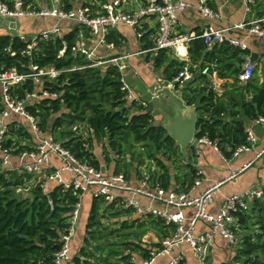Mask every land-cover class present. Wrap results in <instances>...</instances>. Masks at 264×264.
<instances>
[{
  "label": "trees",
  "instance_id": "trees-1",
  "mask_svg": "<svg viewBox=\"0 0 264 264\" xmlns=\"http://www.w3.org/2000/svg\"><path fill=\"white\" fill-rule=\"evenodd\" d=\"M65 1L67 9H71L73 4L70 0ZM80 30L81 28L75 26L62 40L41 42L32 56L24 54L28 43L18 37L0 36V72L16 69L19 74H27L31 65L41 69L55 67L62 70L63 73L57 80L44 84L47 91L58 94L59 98H46L27 107L30 114L40 120L42 131H48L53 118V130L81 124L93 131L95 139L77 141L73 138L65 146L97 168L101 164L92 153L94 140L107 139L108 147L118 158L124 157L127 151H132L136 146H141L148 157L141 156L140 166L147 161L155 164L158 171L153 173V177L158 176L162 186L170 190L173 176L168 164L179 163L183 153L165 128L155 124L149 107H141L138 113L128 116L137 105H128L123 100L122 73L118 67H91L92 62L85 55L74 52L79 45ZM86 37L89 39L87 34ZM122 41L123 37L116 33L107 37V42L117 48L121 47ZM143 41H146L144 50L153 46L147 37ZM188 53L190 61L182 62L172 58L170 51L163 50L154 58V68L162 71L166 81L174 82L184 68L189 66L194 78L184 87L183 100L187 106L196 107L198 112L196 139L209 138L217 144L226 159H231L234 150L247 143V125L244 120L253 122L264 118V83L253 78L246 86L240 87L241 70L238 65L245 61L241 56L249 55V51L240 52L227 44L208 48L204 40L196 39L189 44ZM213 65L216 68H212ZM206 67L210 68V75L217 73L220 79L233 81V84H228L232 88L231 95L219 96L211 88L208 76L201 74ZM176 87L180 88V84L176 83ZM35 90L33 82L28 80L13 88L12 96L24 100L28 92L33 93ZM62 135L64 139L75 136L72 131H63ZM12 137L32 139L28 130L18 123L12 125ZM15 144L12 141V149L18 148L13 152L15 155L31 149L27 146L20 147L17 141ZM107 154L106 162L109 163L111 156L108 152ZM134 160L135 157L129 163L126 158L123 163L130 166ZM118 165L117 159V167ZM194 174L193 172V179L187 187L186 183H182L183 191L187 192L191 188L196 177ZM175 181L180 182L178 176ZM29 182V175L0 168V264H55V256L63 247L61 234L68 228L70 213L80 202L79 193L64 190L62 186L47 192L41 184H33L27 195L18 193L20 189H28ZM50 202L54 209H51ZM132 215L129 209L114 205L105 207L102 199L94 198L84 245L70 264H135L131 261L133 253L146 261L150 259L154 249L161 248L162 240L176 231L174 225L167 226L159 219L130 221ZM108 216L128 217L119 223V230L108 235L113 237L117 234L116 237L121 243H111L102 231V220ZM251 217L258 221L259 231L255 236L242 239L244 248L240 250V255L247 259L243 263L237 260L233 264H264V196L252 203L248 214L240 216L241 226H245ZM151 227L159 235V243L143 242V237ZM126 252L129 254L125 255Z\"/></svg>",
  "mask_w": 264,
  "mask_h": 264
},
{
  "label": "built area",
  "instance_id": "built-area-1",
  "mask_svg": "<svg viewBox=\"0 0 264 264\" xmlns=\"http://www.w3.org/2000/svg\"><path fill=\"white\" fill-rule=\"evenodd\" d=\"M70 2L73 4L71 0ZM211 2L212 0H179L178 3L170 0H111L103 3L101 0H89L79 6L73 4L71 9H67L65 0H0V32L4 36L18 37L28 43L24 54L32 56L41 42L62 40L77 26L81 28L80 41L74 52L85 55L92 62L91 67L95 68L109 63L103 57H98L97 53L102 48H113V45L107 42V37L121 25L132 29L138 40L144 44L146 41L143 40L146 37L148 42L153 44L150 49L144 50L143 54L156 57L161 51L168 50L173 52L172 56L179 61H185L181 49H187L196 39L204 40L208 48L227 44L242 51L249 50V38L257 37L264 40V18L246 20L237 26L214 28L211 24L221 20L222 16L212 7ZM243 3L246 18L252 17L257 0H243ZM193 9L208 25L199 32L186 33L182 27L180 14ZM28 18H52L57 23L32 37H27L20 32V22ZM118 60L115 66L122 73L123 100L128 105L135 103L148 108L147 104L136 97L125 77L126 67L121 63L124 58ZM256 67L255 61L251 58L242 65L239 77L242 86L253 80ZM212 68L216 66L213 65ZM209 69L206 67L201 74L209 76ZM29 70L27 74H19L16 69L0 72V160L3 170H13L29 176H43L44 180L40 184L47 192L54 187L62 186L64 190L79 193L80 202L70 213L68 228L61 234L63 247L55 256V264H70L73 260L72 244L82 218L83 200L88 194L92 199H102L105 207L114 205L117 208L129 209L140 220L154 218L162 220L167 226L176 227L173 235L162 240L161 248L154 249L150 259L144 261V264H157L159 259L172 256L186 246L193 251L200 264H206L217 236L231 245L238 246L240 242L238 232L242 227L240 216L248 214L252 203L263 198L264 188L246 190L229 196L218 213L212 214L210 206L214 203L216 192L222 183H216L202 193L194 194L197 187L202 184L201 172L195 173L194 186L186 192L178 187L166 190L159 177H153V173H157L158 170L152 162L150 171L146 170L141 177H138L137 184L132 183L126 172L97 168L88 160L79 158L71 148L65 146V143L72 142L73 138L77 141L95 139L93 131L79 124L70 128L69 131L75 134L72 138L60 140L54 138V135L45 136L40 120L33 117L27 109L28 106L43 99L59 98L58 94L47 91L44 84L47 81L57 80L63 71L55 67L41 69L33 65ZM193 78L189 66H186L174 83H179L180 86L186 85ZM28 80L33 82L36 90L33 93L28 92L24 100L14 98L13 88L23 85ZM19 122L27 124L28 128L25 129L30 133L34 147L15 155L13 152L18 148L12 149V141L14 145L17 141L12 137V125ZM253 123L264 127V118L261 117ZM246 134L247 143L233 152L235 159L252 152L259 142L257 134L251 128L247 127ZM104 143V148L111 152L107 139ZM193 145H208L219 150L217 144L209 138L196 139ZM197 153L199 154L198 151ZM263 154L264 151L259 153L258 157ZM54 157L59 159L60 167L54 166ZM183 163L186 164L187 160ZM250 165L245 164L238 173L246 171ZM29 189L30 186L27 190ZM18 193H23V190H18ZM143 200L148 201V206L143 205ZM50 206L54 209L52 202ZM201 224L211 228L199 233ZM183 261L184 257L180 254L169 264H181Z\"/></svg>",
  "mask_w": 264,
  "mask_h": 264
},
{
  "label": "crops",
  "instance_id": "crops-1",
  "mask_svg": "<svg viewBox=\"0 0 264 264\" xmlns=\"http://www.w3.org/2000/svg\"><path fill=\"white\" fill-rule=\"evenodd\" d=\"M87 1L89 0H75L74 2H72L74 5L79 6L81 4L86 3ZM110 1L111 0H105V2H102L106 3ZM170 1L173 3L179 2V0ZM211 5L222 16L221 20L215 21L211 24L214 28H227L243 24L246 20L264 18V0H257V5L254 7L253 10L254 15L252 17L247 18L245 15L243 0H212ZM180 20L182 22L183 30L186 33L199 32L202 29L206 28L208 25V23L198 14L195 9L182 12L180 14ZM56 23L57 21L52 18H28L20 22V32L22 34H25L27 37H32L33 35L38 34L41 31L54 26ZM113 33L119 34L123 37L121 47L117 48L113 45V48L111 49L115 48V50L118 51L119 58H124V60L121 62L126 67L124 74L136 97L141 99L143 96L151 94L153 96L152 102L154 104V110L152 111V113L156 109L159 113H164L165 110L163 108H161L160 106H155V101L161 100L160 97L163 98V103H165L164 105H166L168 108H173V117L177 114V110L185 108L187 105L184 103L182 95L183 93L178 90L174 82H169L165 80L162 71H157L154 68L152 58L155 57L150 54H143L145 44L142 41L138 40L134 31L128 28L127 26L121 25L117 30L113 31ZM0 36L4 35L0 32ZM248 45L249 55L241 57L245 61H247L248 58H251L253 61H255L257 65L255 71L256 75L258 67L264 65V40L259 39L257 37H251L248 40ZM188 48L181 49L182 55L185 58V61L182 62L190 61ZM108 50L110 49L102 48L100 52H105ZM239 51L246 52L242 50ZM171 54L174 55L173 52H171ZM252 56H254V59L252 58ZM171 57L175 59V56ZM245 61L241 65H238L240 70H242V65L245 63ZM208 78L212 84L211 88H213V90L219 96H224L225 94H232V88L228 86V84H233L232 80L228 81L220 79L217 73H213L212 75L209 74ZM259 80L260 83H264V78H261ZM172 83L174 86H169V84ZM186 85L184 87H186ZM171 87L174 90H171ZM240 87L243 86L240 84ZM173 99H175L176 101L174 104ZM141 107L144 106L137 105L132 109L134 111L137 108L136 110H138L139 112ZM144 108L147 109L146 107ZM157 111H155V113H158ZM138 112H135L134 114ZM173 117H171L170 119H172ZM244 121L246 122L247 127L251 128L259 138V142L252 152L243 154L236 159L233 158V156L231 159H226L222 155L221 151L216 150L214 147L208 145H192L189 151L190 153H186L185 156L183 155V157L181 158L183 159L182 162H184V160H187L185 168L180 171L178 166L171 163L172 166H174L170 168L171 175L173 176L172 188L178 187L182 190V183H186L187 187L190 184V180L193 179V172L202 173L200 177L202 184L201 186L197 187L194 194L202 193L203 191H205L210 186L216 183H222V185L216 192L214 203L210 206V212L212 214L218 213L220 207L222 206L227 197L232 196L236 193L244 192L246 190H256L264 188V154L261 157H258V154L263 153L264 151V127L256 126L253 122H250L246 119ZM197 151L199 152V154L197 153ZM92 152L95 158L100 162L102 168H105L107 171H116V157L113 159L111 157V162L107 163L106 157L101 152H98L97 148H95V150L93 148ZM108 153L111 154L113 152L108 151ZM130 161L131 160H128V162ZM247 163L251 164L250 167L246 171L238 173V171ZM53 164L55 167H60V161L57 157L53 158ZM153 165L154 167H156L155 164ZM129 167L131 169V174H127L130 177L132 183L137 184L138 177H141L142 174L146 172V169L142 167L139 168L137 165L135 167ZM176 176L179 177L180 182L175 181ZM195 181L196 177H194L191 188L194 186ZM87 198H89L91 202L88 206L86 221H83L86 206L85 200ZM92 202L93 199L89 196V194L88 196L86 195L84 197V208L82 218L80 220V224L78 225L77 234L72 244L73 257L77 256V253H74L76 242H80L82 238L83 240H85L86 224L91 212ZM142 203L144 206H148V201L143 200ZM187 214L189 215L188 212ZM131 217L133 219H138L134 215H132ZM210 228L211 226L201 224L199 228V233L205 232ZM154 243H159V240L158 242ZM235 251L236 246L229 244L228 242L224 241L219 236H217L215 239V245L212 248L211 255H214L215 258L219 257V259L222 258V256L224 255H228V258L231 259L233 256L236 255ZM180 254H182L184 257L183 262L187 261L189 264H200L199 260L195 257L193 251L187 246L183 247L181 250L176 251L172 256L159 259L157 261V264H169L173 258H176ZM224 263L228 262H220V264Z\"/></svg>",
  "mask_w": 264,
  "mask_h": 264
},
{
  "label": "rangeland",
  "instance_id": "rangeland-1",
  "mask_svg": "<svg viewBox=\"0 0 264 264\" xmlns=\"http://www.w3.org/2000/svg\"><path fill=\"white\" fill-rule=\"evenodd\" d=\"M89 47H91V45ZM97 55H98V57L99 56L100 57H103L104 60H106V61L109 62L108 64L103 65L102 68L109 67V66H115V64H117L118 61H119L118 59H120L119 58V55H118V51L115 50V48L114 49H110V50L105 51V52L104 51H101V52L97 53ZM152 61L154 63V58H152ZM255 78H258V79L264 78V65L258 67L257 73L255 75ZM170 85L172 87L174 86L173 83L172 84H169V86ZM184 86L185 85H181L180 88H178V90L181 91L182 93H183V90H184ZM172 87H171V90H174ZM160 98H161V100L155 101V106L156 107H159L160 106L165 111H164L163 114L162 113H159V112L158 113H155V111H157V109H156L153 112V115H154V119H155V124L158 125V126L164 127L168 123L169 119L171 117H173L172 116L173 115V108H168L166 105H164L165 103H163V101H164L163 98L162 97H160ZM173 100H174L173 101V104H174L176 101H175V99H173ZM136 109L134 111L132 109L129 112L128 116L131 117V116L134 115L135 112H138V110H136ZM151 111H153V110H151ZM54 121H55V118H53V120H52V122L50 124V127L48 128V131L46 132L45 136L46 135L47 136H50V135L53 134L54 135V138L57 137L60 140H64L65 137H63L64 135H62V133H63V131L68 132L70 130V128H65V129H63V131L62 130L61 131L60 130H53ZM19 124L22 125V126H25V128H28L27 127V124H24V123L22 124L21 122H19ZM17 142H18V144H19L20 147H26V146L28 148H31V147L33 148L34 147L33 142L31 140H29L27 137L17 139ZM103 143H104V141H97L96 140V141H94V146L95 147L93 146V148H94V150H95V148H97L98 149V152H101L106 157V156H108V154H107L108 151L105 150ZM190 149H191V147H190ZM185 154L186 153H184L183 155L185 156ZM110 155H111L112 159L115 158V157L117 158V156L114 153H111ZM141 156H143L145 158L148 157L147 152L144 149H142L141 146H139V147L136 146V148L133 149L132 151L131 150L127 151V154L124 155V157L117 158L119 160V165L117 167L118 168V171L126 172V173H128L130 175L131 174V169H130L129 166H126L125 165V162L123 163V160L126 159V158L128 160H132L133 157H135V160H134V163L133 164H130L131 167H135L137 165L139 168L142 167V168L150 171V168L152 166V163L151 162L147 161L145 164H143L142 166H140L139 162H140ZM182 161H183V159H181L180 162L176 164V166H178V168L180 169V171L183 168H185V164ZM129 163H131V161ZM168 166L170 168L174 167V166H172V164H168ZM0 168H1V170H3L2 167H0ZM49 172L50 171H48V173ZM43 180H44V177L43 176H39V177L31 176V182H29L28 185L29 186H33V184H36L37 185V184H40ZM29 191L30 190H27V189L26 190H23V193H24L23 195H27L29 193ZM90 202L91 201L89 200V198H87L85 200V205L86 206H85V212H84V217H83L84 219H83V221H86V214L88 213L87 210H88V206H89ZM126 218H128V217H125V216H122V217H119V218H112L110 216L105 217L102 220V224H103L102 231H104L105 232L104 234L106 236H108L111 232H114L116 230H119L120 227H121L119 223H121L124 220H126ZM129 220L130 221H133L134 219L131 217ZM257 222L258 221L256 219H254V218L251 217V219H249L247 221V224L245 226L243 225L242 227H240L239 232H238V235H239V238H240V242H239L238 246H236V251H235L236 255L235 256H233L231 259H229L228 258L229 257L228 255H224V256H222V258L219 259V257H216L215 258L214 255H211L212 254V250H211L210 253H209V256L207 257L206 264H220V262H224V261L233 264L237 260L240 261L241 263H243L247 259V257H242L240 255V250L242 248H244L243 247V244H242V239H244L247 236H255L257 234V232L259 231ZM86 226H87V224H86ZM105 229H107V230L105 231ZM116 235L114 234L113 237L108 236L107 239H109L110 242L113 243V244L114 243L115 244L121 243V241L119 239H117ZM158 240H159V235L157 234V232L155 231V229L153 227H151L150 228V231H148L146 233V235L143 237V242L146 243V244H152L154 242H158ZM83 245H84V240L82 238V240L80 242H76V246L74 248L75 249L74 253H77V255H79L80 254L79 252H80L81 248L83 247ZM128 254H129L128 252L125 253V255H128ZM238 256H240V257H238ZM140 258H141L140 255H138L137 253H133L131 255V261L134 262L135 264H144L143 259L142 258L140 259ZM114 262H117V261H114ZM183 263L184 264H189L187 261H185Z\"/></svg>",
  "mask_w": 264,
  "mask_h": 264
},
{
  "label": "water",
  "instance_id": "water-1",
  "mask_svg": "<svg viewBox=\"0 0 264 264\" xmlns=\"http://www.w3.org/2000/svg\"><path fill=\"white\" fill-rule=\"evenodd\" d=\"M252 58L254 59V56ZM152 100L151 94L141 98V101L147 104L150 110H154ZM198 119L199 115L196 108L186 106L177 110V114L164 127L183 154L190 150L196 140Z\"/></svg>",
  "mask_w": 264,
  "mask_h": 264
}]
</instances>
